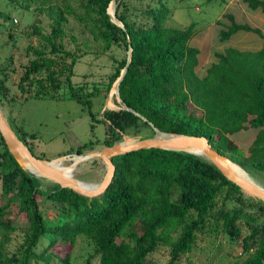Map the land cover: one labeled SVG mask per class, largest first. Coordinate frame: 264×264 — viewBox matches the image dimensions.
Instances as JSON below:
<instances>
[{
	"label": "trees",
	"instance_id": "1",
	"mask_svg": "<svg viewBox=\"0 0 264 264\" xmlns=\"http://www.w3.org/2000/svg\"><path fill=\"white\" fill-rule=\"evenodd\" d=\"M117 1L116 16L124 29L107 12L111 0H83L82 12L75 18L102 42L104 49L122 43L127 50L129 37L132 55L119 84L122 103L162 131L205 136L214 149L227 154L241 168H246L244 161H248L252 168L264 170V31L224 13L228 23L218 32L220 41L239 31L253 32L261 38V47L228 45L215 50L214 60L200 74V50L189 43L195 34L193 22L182 28L166 26L170 9L163 0L147 5L141 11L144 19L139 21L130 17L125 0ZM241 1L264 16V0ZM50 14L51 30L41 35L43 45L33 48L34 58L24 67L19 90L26 92L35 83V97L52 98V92L65 83L68 98L79 103L92 121L109 122L104 146L121 141L123 134L152 136L148 122L123 108L105 109L103 118H96L92 110L94 93H83L72 83L78 56L61 42L65 14L71 11L56 7ZM34 30L40 32L39 28ZM125 63L126 56L116 66L108 88ZM5 77V73L0 74L1 95L7 92ZM10 126L35 156L43 157L33 152L24 134ZM142 128L149 132L144 133ZM244 128L256 130L247 156L230 138ZM92 143L84 142L76 153L81 154ZM112 162L114 176L99 196L86 197L57 183L44 189L41 177L16 162L0 135V264H31L42 254L50 257L56 243L71 245L79 235L94 243L99 264H178L180 256L192 250L198 234L216 227L237 237L242 219L251 223L242 239L245 257L232 264H264V202L245 197L239 186L207 158L186 151L148 148L114 156ZM37 195L59 205L64 219L60 224L46 225ZM230 201L235 205L228 208ZM249 204L256 215L246 210ZM12 205L27 219L18 255H8L5 250L16 229L4 219ZM47 234L53 238L36 254L39 239ZM160 245L168 248L164 263L150 259ZM68 256L69 252L60 258L63 264L68 263Z\"/></svg>",
	"mask_w": 264,
	"mask_h": 264
},
{
	"label": "rangeland",
	"instance_id": "2",
	"mask_svg": "<svg viewBox=\"0 0 264 264\" xmlns=\"http://www.w3.org/2000/svg\"><path fill=\"white\" fill-rule=\"evenodd\" d=\"M125 1L129 7L130 17L139 21L144 19L141 11L147 5L155 3V0ZM163 1L170 9V14L164 21L166 26L182 28L191 22L194 23L195 34L189 43L200 50L201 66L198 69L200 73L213 59L215 50H221L229 44L239 45V48L252 49L261 44L260 38L253 32H237L228 40H219V30L226 27L228 23L227 17L223 15L227 12L231 13L239 22H252L253 25L264 31L263 15L258 10L246 7V4L241 0L232 2L229 0ZM82 2L83 0H0V74L4 75L5 73L4 84L7 87V92L3 95L0 94V109L7 122L12 124L20 134L25 135L33 147V152L43 156L41 159L51 160L50 164L53 167L64 171L67 175L71 174L79 184L97 185L105 174V164L99 157L83 159L81 156L99 152L102 147H105L102 142L106 137L109 122L92 121L79 103L68 98L69 92L65 83H62L59 90L52 92L54 93L52 98L35 97V83L26 92L20 91L17 86L25 65L34 58L33 48L42 46L44 41L41 35L48 34L51 30L50 11H54L56 7L62 9L67 7L71 14H65L67 22L63 26L64 35L61 42L66 49L74 51L78 56L73 67L72 83L74 87H81L83 93L90 91L94 93L92 110L97 119L103 118L102 113L105 109L118 110L122 106L115 94H112L113 84L111 88H108V83L119 61L126 56L127 50L124 49L122 43L113 44L109 49H104L102 42L95 40L90 31L77 21L75 14L82 12ZM34 28H39L40 32L36 33ZM244 34L252 36L253 41L247 42L250 41L248 38L239 40ZM243 43L246 45L241 46ZM108 99H111L114 106L107 103ZM142 130L144 133L149 132L146 128H142ZM253 133V129H248L241 130L231 136L234 139L232 143L240 148L246 156L248 155L250 135ZM242 136L243 139H236ZM134 138L140 139L141 137L127 134L122 136L123 142L128 139L127 142L131 143ZM87 141L93 143L79 154L81 156H78L76 148ZM67 152L69 153L66 155L58 156ZM224 155L237 174H241L243 178L250 179L264 188V170L252 168L248 161H244L246 168H241L227 154ZM73 162L76 165H73ZM27 167L31 169V172H37L33 171L34 167L30 165ZM40 177L44 189L50 188L56 183L47 177ZM244 196L254 197L246 193ZM254 198L255 200L259 199ZM37 200L48 227L60 224L64 220L61 218L58 204L40 195H37ZM247 203H252V201ZM0 204H2L1 198ZM233 205H235L234 202H227L228 208ZM246 210L256 215L255 209L250 204ZM4 219L16 226V229L11 232V238L5 250L8 255L21 254L24 230L27 227L26 216L24 213L18 212L12 205L7 209ZM238 225L240 235L237 237H230L216 227H213L211 231L198 234L192 250L181 255L178 264H232L241 260L245 257L242 239L249 233L251 223L242 219ZM52 238V234L42 236L35 248L36 254H40ZM50 251H52L50 257H45V254H42L41 257L32 260L31 264H63L60 258L68 252L67 264H99L95 245L85 235L77 236L71 245L58 242ZM168 257L167 246L160 245L151 254L150 259L164 263Z\"/></svg>",
	"mask_w": 264,
	"mask_h": 264
},
{
	"label": "water",
	"instance_id": "3",
	"mask_svg": "<svg viewBox=\"0 0 264 264\" xmlns=\"http://www.w3.org/2000/svg\"><path fill=\"white\" fill-rule=\"evenodd\" d=\"M118 1L111 0L107 12L111 17V20L119 27L124 29V24L122 21L116 16V8ZM109 7L111 11H109ZM128 48L126 53V63L124 67L121 69L119 76L113 83V91L112 94H115L119 102L122 104L118 109H125L132 111L135 115L142 118L144 121L148 122L153 130V135L145 138H134V141L128 144H124L123 140L119 142H115L110 146L102 147L99 152H93L86 155H78L83 159H88L90 157H99L103 163L105 164V174L101 180V182L97 185H83L79 184L77 180H74L70 175H65L60 173L57 169L51 167L48 164V161H45L41 158L35 156L28 146L17 136L15 131L12 129L10 124L7 122L4 117L1 109H0V135L13 158L16 162L25 170L27 169L23 160L27 161L29 164L33 165L38 172L33 173L35 176H43L47 177L60 185L62 188L72 189L74 192L86 196V197H96L104 193L109 186L113 176L115 166L112 162V157L125 154L131 151H136L139 149H148V148H162V149H172V150H180L186 151L198 155H202L207 158L228 180L235 183L243 193H246L250 196L257 197L264 201V188L255 184L250 179H242L236 176L226 165L224 159L227 158L224 154L218 152L214 149L209 140L205 136H196V135H187V134H177V133H169L166 131H162L157 128L152 122L147 121V119L142 116L137 111L128 107L126 104L122 103L119 93V84L126 72L128 64L132 55V44L127 37ZM127 136H124V138ZM229 159V158H228ZM51 161V160H49ZM76 165L75 162L72 163Z\"/></svg>",
	"mask_w": 264,
	"mask_h": 264
},
{
	"label": "crops",
	"instance_id": "4",
	"mask_svg": "<svg viewBox=\"0 0 264 264\" xmlns=\"http://www.w3.org/2000/svg\"><path fill=\"white\" fill-rule=\"evenodd\" d=\"M233 0H229V2H232ZM237 1H240V0H237ZM259 11V10H258ZM259 13L261 14V15H263L260 11H259ZM264 17V16H263ZM247 21V20H246ZM248 23H250L251 25H253L252 24V22H249V21H247ZM253 26H256V25H253ZM239 32H244V33H246V31H239ZM259 37V36H258ZM242 38H248V39H250V41H247V40H244V41H247V42H251V41H253V37L252 36H248L247 34H244L243 36H241L240 38H239V40L240 39H242ZM260 38V37H259ZM238 39V38H237ZM260 40H261V38H260ZM240 43H242V42H240ZM261 44H262V40H261ZM261 44L259 45V47H257V48H254V49H258V48H260L261 47ZM229 45H232V46H235V47H238V46H236V45H233V44H229ZM241 45V44H240ZM246 45V43H243L241 46H245ZM239 48V47H238ZM240 49H252V48H240ZM214 60V58L211 60V62ZM210 62V63H211ZM201 66V65H200ZM199 66V67H200ZM199 69V68H198ZM205 70V69H204ZM199 72V71H198ZM200 73V72H199ZM204 73V71L202 72V73H200V74H203ZM248 129H253V128H244V129H241V130H248ZM240 130V131H241ZM254 130V129H253ZM239 132V131H238ZM237 133V132H236ZM235 134V133H234ZM255 134H256V130H254V133L252 134V135H250V143L252 142V140H253V138H254V136H255ZM232 136V135H231ZM231 136H230V138H231ZM244 137L242 136V137H238V138H236V139H238V140H241V139H243ZM231 140H234V139H232L231 138ZM250 143H249V145H250Z\"/></svg>",
	"mask_w": 264,
	"mask_h": 264
},
{
	"label": "bare ground",
	"instance_id": "5",
	"mask_svg": "<svg viewBox=\"0 0 264 264\" xmlns=\"http://www.w3.org/2000/svg\"><path fill=\"white\" fill-rule=\"evenodd\" d=\"M109 11H110V7H109ZM111 100V99H110ZM109 99L107 100V103H109V105H111V106H114V104L113 103H111V101H110ZM127 138V137H126ZM128 141V139L124 142V144H128L129 142H127ZM205 158V157H204ZM22 161H23V164H24V166L27 168V169H30L29 167H27L28 165H30V166H32V167H34L33 165H31V164H29L27 161H25V160H23L22 159ZM224 161H225V163H226V165L228 166V168L236 175V176H238V177H240V178H242V179H245V178H243L242 176H241V174H237L235 171H234V169L231 167V165L229 164V162H228V160H227V158H225L224 159ZM50 162L51 161H48V164L51 166V167H53L51 164H50ZM233 164V163H232ZM53 168H55V167H53ZM55 169H57L60 173H62V174H65V175H67L64 171H62V170H60V169H58V168H55ZM31 170V169H30ZM37 171V169L34 167V170L33 171ZM69 170V169H68ZM38 172V171H37ZM86 185V184H85Z\"/></svg>",
	"mask_w": 264,
	"mask_h": 264
},
{
	"label": "built area",
	"instance_id": "6",
	"mask_svg": "<svg viewBox=\"0 0 264 264\" xmlns=\"http://www.w3.org/2000/svg\"><path fill=\"white\" fill-rule=\"evenodd\" d=\"M16 20V19H15Z\"/></svg>",
	"mask_w": 264,
	"mask_h": 264
}]
</instances>
